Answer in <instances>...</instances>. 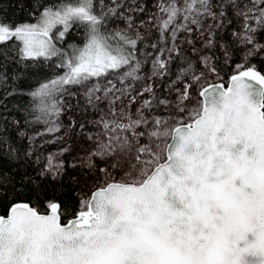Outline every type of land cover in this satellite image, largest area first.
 Wrapping results in <instances>:
<instances>
[{
  "label": "snow or ice",
  "instance_id": "obj_1",
  "mask_svg": "<svg viewBox=\"0 0 264 264\" xmlns=\"http://www.w3.org/2000/svg\"><path fill=\"white\" fill-rule=\"evenodd\" d=\"M17 5L0 8V264H264V0ZM48 62L36 86L9 76ZM45 136L60 148L40 161Z\"/></svg>",
  "mask_w": 264,
  "mask_h": 264
},
{
  "label": "trees",
  "instance_id": "obj_2",
  "mask_svg": "<svg viewBox=\"0 0 264 264\" xmlns=\"http://www.w3.org/2000/svg\"><path fill=\"white\" fill-rule=\"evenodd\" d=\"M0 8H3V10L11 16L13 19L21 20L26 17L27 9L24 10V13H21L19 6L17 5V0H3L2 3H0ZM83 37L82 35L77 36L75 43L82 44ZM30 63V62H25ZM59 72L58 69L55 68L53 62H48L47 64H31L30 67H25V64H14L11 66L9 71V76H23L25 78V84L26 87L28 84H31L32 86H36L37 79H42L44 77H51L54 74H57ZM231 73L230 68H222L221 75L225 78H228V75ZM35 74V75H33ZM14 83V81L10 80L9 84L7 86H11ZM48 147H44L41 151V161L46 156ZM77 196H81V193H77ZM66 200L69 198L65 197ZM69 208L75 209L76 208V201L75 199H71L69 201ZM4 209L0 207V214H3ZM43 211V210H41Z\"/></svg>",
  "mask_w": 264,
  "mask_h": 264
},
{
  "label": "rangeland",
  "instance_id": "obj_3",
  "mask_svg": "<svg viewBox=\"0 0 264 264\" xmlns=\"http://www.w3.org/2000/svg\"><path fill=\"white\" fill-rule=\"evenodd\" d=\"M225 80H227V78H225ZM44 147H48L46 156L49 154L55 156L59 151L60 144L54 138H49L47 136L43 137L42 139L38 140L36 143L32 144L30 150L32 152H35L36 155L40 157V161H41V151Z\"/></svg>",
  "mask_w": 264,
  "mask_h": 264
}]
</instances>
